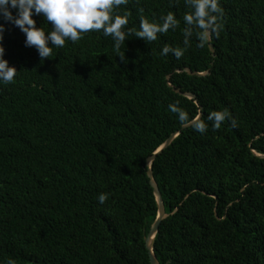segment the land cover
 <instances>
[{
  "label": "trees",
  "instance_id": "trees-1",
  "mask_svg": "<svg viewBox=\"0 0 264 264\" xmlns=\"http://www.w3.org/2000/svg\"><path fill=\"white\" fill-rule=\"evenodd\" d=\"M218 6L213 52L197 46L199 29L183 44L185 0L114 9L124 29L169 12L178 21L155 41L127 35L118 52L89 31L41 60L5 24L4 59L18 72L0 83V264H150L146 159L176 131L150 166L168 214L154 238L159 264H264V0ZM170 104L190 121L200 113L207 130L182 128ZM224 110L212 128L207 115Z\"/></svg>",
  "mask_w": 264,
  "mask_h": 264
},
{
  "label": "clouds",
  "instance_id": "clouds-1",
  "mask_svg": "<svg viewBox=\"0 0 264 264\" xmlns=\"http://www.w3.org/2000/svg\"><path fill=\"white\" fill-rule=\"evenodd\" d=\"M128 3V0H0V40L3 38L5 24H11L24 34V45L33 47L41 60L52 56L53 48H63L65 41L75 43L89 31H99L105 37H111L113 48L119 51L124 44L127 35L142 38L144 41H155L158 33H165L170 28L175 29L178 21L169 12L161 17V23L149 22L141 19L138 30L124 29L128 23L127 15H118L114 9ZM185 4L191 8V12L185 13L183 22V44H189V37L193 29H199L197 33L198 47H203L210 35L216 30V15L220 13L218 0H185ZM40 16L50 22L51 28L45 32L36 26L34 16ZM4 47L0 44V83H11L17 74L15 67L10 66L4 59ZM171 52L179 58L183 54L181 48L164 46L160 54L167 55ZM124 60V53L117 55ZM169 110L176 114L181 124L190 122L187 113L175 104L169 105ZM227 110L212 111L207 115L212 128H219L221 123L228 119ZM235 124V121H231ZM195 131L204 133L208 125L202 120L191 121ZM107 194L97 196L99 203H103Z\"/></svg>",
  "mask_w": 264,
  "mask_h": 264
},
{
  "label": "water",
  "instance_id": "water-1",
  "mask_svg": "<svg viewBox=\"0 0 264 264\" xmlns=\"http://www.w3.org/2000/svg\"><path fill=\"white\" fill-rule=\"evenodd\" d=\"M210 40V38H209ZM208 40V47H209V50L211 52L214 51L211 43L209 42ZM187 73L189 74H195V75H204L206 73H208V71H204V72H196V71H191L189 68H185L184 69ZM176 92L180 93V94H183L184 96L186 97H189V98H192L194 97V95L190 92H182L180 91V89L178 88H174L172 87ZM200 117V113H198V116L192 120V121H195L196 119H198ZM189 125H192L191 121L188 122V123H185L182 125V128H185ZM178 131L176 132H173L171 133L167 139L150 155L147 157L146 159V164L148 166V169H147V176L149 178V183L153 189V193H154V196H155V201H156V206H157V211H156V216L153 220V222L151 223L150 227H149V230L145 236V247L148 251V257H149V261H150V264H159L158 260L156 259L155 255H154V252H153V245H154V238H155V235L158 231V228H159V225L161 223V221L167 217V213L165 212V209H164V204H163V201H162V197H161V194L159 192V189H158V186L156 184V181L152 175V172H151V163L155 157V155L157 153H159L163 148L167 147L171 141L173 140V138L177 135Z\"/></svg>",
  "mask_w": 264,
  "mask_h": 264
}]
</instances>
